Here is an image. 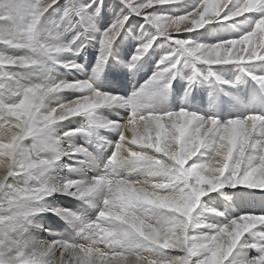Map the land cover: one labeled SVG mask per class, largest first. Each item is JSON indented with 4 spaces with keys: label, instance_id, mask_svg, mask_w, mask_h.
<instances>
[{
    "label": "snow or ice",
    "instance_id": "1",
    "mask_svg": "<svg viewBox=\"0 0 264 264\" xmlns=\"http://www.w3.org/2000/svg\"><path fill=\"white\" fill-rule=\"evenodd\" d=\"M0 264H264V0H0Z\"/></svg>",
    "mask_w": 264,
    "mask_h": 264
},
{
    "label": "bare ground",
    "instance_id": "2",
    "mask_svg": "<svg viewBox=\"0 0 264 264\" xmlns=\"http://www.w3.org/2000/svg\"><path fill=\"white\" fill-rule=\"evenodd\" d=\"M93 57H94V54H93V53H89V54H88L89 61L92 60ZM145 72H146V76H145V77L142 76V73H141V74L136 78L135 83H140V84H141V80L144 81V80L150 75V71H149V69H145ZM142 77H143V78H142ZM65 78H69V77L66 76ZM121 78H122V77H121ZM123 79H124L123 82L120 81V90H121V91H128V90L132 87V84H133L134 82L129 81L126 77H124ZM120 80H121V79H120ZM257 198L259 199V195H258ZM57 203L67 204V205L73 207L74 210H75V208H77V207L79 206V202H75V203H73V202H70V201H57ZM60 223H61V222H58V221H57V222H54V227L56 228V230H61L60 227H59ZM34 235H36L37 238L48 239L47 234L41 236L39 232H36V233H34Z\"/></svg>",
    "mask_w": 264,
    "mask_h": 264
},
{
    "label": "rangeland",
    "instance_id": "3",
    "mask_svg": "<svg viewBox=\"0 0 264 264\" xmlns=\"http://www.w3.org/2000/svg\"><path fill=\"white\" fill-rule=\"evenodd\" d=\"M142 76H146V72L144 71V72H142ZM124 77H122V78H120L121 80V82H123L124 81V79H123ZM143 78V77H142ZM144 81L143 80H141V84L143 83Z\"/></svg>",
    "mask_w": 264,
    "mask_h": 264
}]
</instances>
